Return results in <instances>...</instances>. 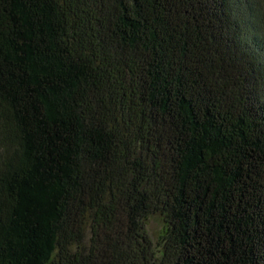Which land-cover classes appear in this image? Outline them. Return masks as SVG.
<instances>
[{
	"label": "trees",
	"instance_id": "16d2710c",
	"mask_svg": "<svg viewBox=\"0 0 264 264\" xmlns=\"http://www.w3.org/2000/svg\"><path fill=\"white\" fill-rule=\"evenodd\" d=\"M263 3L0 0V264H264Z\"/></svg>",
	"mask_w": 264,
	"mask_h": 264
},
{
	"label": "rangeland",
	"instance_id": "374dc122",
	"mask_svg": "<svg viewBox=\"0 0 264 264\" xmlns=\"http://www.w3.org/2000/svg\"><path fill=\"white\" fill-rule=\"evenodd\" d=\"M263 6H264V3H263ZM162 227H163V222L160 217L155 216L150 219L148 223V230L150 232V235L154 239V241H157Z\"/></svg>",
	"mask_w": 264,
	"mask_h": 264
}]
</instances>
